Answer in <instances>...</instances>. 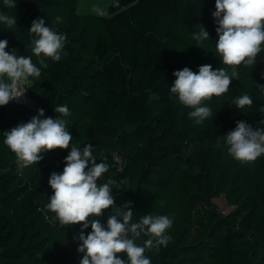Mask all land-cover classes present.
<instances>
[{"label": "trees", "instance_id": "trees-1", "mask_svg": "<svg viewBox=\"0 0 264 264\" xmlns=\"http://www.w3.org/2000/svg\"><path fill=\"white\" fill-rule=\"evenodd\" d=\"M78 3L17 0L9 8L0 0V13L16 18L13 29L0 23L6 51L30 56L41 69L38 80L29 78L34 109L12 102L0 107V264H79L83 256L74 240L81 226H62L46 208L50 174L63 171L70 149L49 151L25 167L3 143L2 132L41 108L45 117L57 118L60 105L70 111L61 118L71 143L81 149L91 144L96 162L109 166L98 184L114 181L115 205L89 220L106 226L111 212L126 211L127 201L133 222L145 214L173 219L167 246L145 253L151 264H264V155L242 164L223 140L238 120L264 128L258 112L264 106V51L255 66H238L239 79L228 92L202 102L212 116L197 124L188 115L193 109L170 86L173 73L185 67L198 72L211 64L231 72L215 49V0H113L101 16L80 14ZM38 18L66 37V55L58 62L32 52L28 30ZM202 26L209 40L199 48L193 35ZM244 94L253 105L237 109L232 101ZM218 196L234 210L222 213Z\"/></svg>", "mask_w": 264, "mask_h": 264}, {"label": "clouds", "instance_id": "clouds-1", "mask_svg": "<svg viewBox=\"0 0 264 264\" xmlns=\"http://www.w3.org/2000/svg\"><path fill=\"white\" fill-rule=\"evenodd\" d=\"M16 3L17 0H3L9 8H15ZM212 15L217 24L216 53L223 65L231 67V72L221 67L213 69L211 64L199 66L198 72L185 67L173 73L176 79L170 86V92L178 96L179 102L193 109L188 115L197 124L212 116V110L201 106L202 102L228 92L232 80L239 79L238 66H255L257 57L264 51V0H215ZM61 20L56 17L55 22ZM0 23L13 29L16 18L0 13ZM28 31L34 36L31 47L35 56L43 55L58 62L66 55L65 35L47 26L43 18L33 20ZM193 39L200 48L203 41L209 40V33L202 26ZM8 44L7 39H0V107L23 97L30 77L36 80L41 77V69L31 57L17 55L15 49L6 51ZM259 86L264 92V85ZM232 104L243 109L251 107L253 100L244 94L233 99ZM54 111L60 116L45 117L44 110L38 109L37 115L28 122L2 132L3 143L25 167L37 165L49 151L70 149L64 158L63 171L50 174L48 184L52 195L48 197L46 208L55 213V219L62 226H81L74 236L79 242L77 251L83 254L79 264H151L145 253L167 246L171 239L167 230L172 227L173 219L166 215L145 214L138 222H133L132 204L126 201L123 205L126 211L111 212L106 226L99 219L89 220V217H101L106 209L115 205L114 181L98 184L108 172V164L96 162L91 144L81 149L71 143L73 137L67 121L61 118L70 115L66 105L57 106ZM258 112L264 114V106H260ZM259 123L264 124V120ZM223 140L229 155L242 164L264 155V128H253L246 121L238 120ZM89 227L91 231L85 234ZM142 237L146 239L138 244Z\"/></svg>", "mask_w": 264, "mask_h": 264}, {"label": "rangeland", "instance_id": "rangeland-1", "mask_svg": "<svg viewBox=\"0 0 264 264\" xmlns=\"http://www.w3.org/2000/svg\"><path fill=\"white\" fill-rule=\"evenodd\" d=\"M112 1L113 0H79L78 12L80 14L105 15ZM214 202L224 214H228L234 210V207L229 206L223 196L214 198Z\"/></svg>", "mask_w": 264, "mask_h": 264}, {"label": "built area", "instance_id": "built-area-1", "mask_svg": "<svg viewBox=\"0 0 264 264\" xmlns=\"http://www.w3.org/2000/svg\"><path fill=\"white\" fill-rule=\"evenodd\" d=\"M25 87L29 88V84H27ZM13 104L19 105V106H27L30 109H34L35 108V103L33 102V100L29 97L28 94V89L26 90L25 94L23 97H21L18 100H12L11 101ZM117 163H118V167L119 169H121V161L119 159H116Z\"/></svg>", "mask_w": 264, "mask_h": 264}]
</instances>
